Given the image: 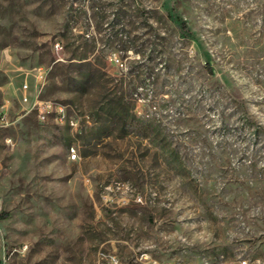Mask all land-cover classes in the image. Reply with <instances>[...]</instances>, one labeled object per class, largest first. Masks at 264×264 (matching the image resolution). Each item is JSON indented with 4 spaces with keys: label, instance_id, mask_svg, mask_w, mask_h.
<instances>
[{
    "label": "rangeland",
    "instance_id": "obj_1",
    "mask_svg": "<svg viewBox=\"0 0 264 264\" xmlns=\"http://www.w3.org/2000/svg\"><path fill=\"white\" fill-rule=\"evenodd\" d=\"M1 106L0 264H264V0H0Z\"/></svg>",
    "mask_w": 264,
    "mask_h": 264
},
{
    "label": "built area",
    "instance_id": "obj_2",
    "mask_svg": "<svg viewBox=\"0 0 264 264\" xmlns=\"http://www.w3.org/2000/svg\"><path fill=\"white\" fill-rule=\"evenodd\" d=\"M55 48L57 50L61 49L60 44H56ZM31 73H33V77L35 78L34 89L31 87L28 80H26L20 88V102L23 106H26L27 112H34L41 123H47L50 120H54L58 124H62L64 122H73V130H78L80 118L76 113L74 115H69V111H67L66 117H59V113L52 112V105H59L60 109H62L61 104L40 99V94L43 87L45 86L48 71L42 67H39L32 70ZM11 125H13V123L10 118L9 108H7V106H1L0 130L7 129ZM78 159L79 154L77 149L74 147V149H72V161H77ZM234 264H247V262H237Z\"/></svg>",
    "mask_w": 264,
    "mask_h": 264
},
{
    "label": "bare ground",
    "instance_id": "obj_3",
    "mask_svg": "<svg viewBox=\"0 0 264 264\" xmlns=\"http://www.w3.org/2000/svg\"><path fill=\"white\" fill-rule=\"evenodd\" d=\"M52 112L59 113V117H66L67 116V106L62 105V109H60L59 105H52ZM64 123L68 124L73 129V122H64ZM72 149H74V147H72L69 151V158L71 160H72Z\"/></svg>",
    "mask_w": 264,
    "mask_h": 264
}]
</instances>
